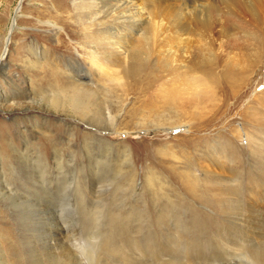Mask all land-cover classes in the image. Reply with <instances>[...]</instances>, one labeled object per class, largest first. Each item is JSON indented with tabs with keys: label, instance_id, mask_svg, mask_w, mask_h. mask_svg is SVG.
Masks as SVG:
<instances>
[{
	"label": "rangeland",
	"instance_id": "374dc122",
	"mask_svg": "<svg viewBox=\"0 0 264 264\" xmlns=\"http://www.w3.org/2000/svg\"><path fill=\"white\" fill-rule=\"evenodd\" d=\"M142 1L127 0L134 39L151 19L163 27L134 68L130 43L112 49L97 32L113 15L102 0H0V264H264V48L226 44L243 29L264 40V0L201 2L219 3L209 68L204 41ZM32 44L47 54L37 66ZM81 68L83 119L47 100L50 87L72 93ZM188 73L208 77L204 97L187 101L178 81L171 94Z\"/></svg>",
	"mask_w": 264,
	"mask_h": 264
},
{
	"label": "bare ground",
	"instance_id": "6f19581e",
	"mask_svg": "<svg viewBox=\"0 0 264 264\" xmlns=\"http://www.w3.org/2000/svg\"><path fill=\"white\" fill-rule=\"evenodd\" d=\"M79 1H81V0H79ZM87 1H89V3H85V5L90 7L89 10H92V8L96 4V2H99L100 0H87ZM143 1L146 2L148 0H143ZM173 1H171V3H168V4L163 3L161 0H157L156 1V3H158V6H157L158 7V12H160L161 14L162 13H164V14L166 13V14H168L170 16L173 15L171 17L172 20H170L171 22H169V25L165 26V27L168 28V29L172 28V30L175 31V33L179 36L180 39H181V35H183V34L184 35L185 34H190V35L194 34V35H196V37L198 36V38H197L198 42L199 41H204V46H203L204 50L203 51L206 54L202 55L203 53H201V57H199L200 60H198V64L202 63V66H204L205 68H209L207 66V64H209V62L211 63V61L214 60L213 57L216 55L215 54L214 41H216L215 36L217 37V32L215 33V31H213V30H215V22L212 21L214 18L213 19H211V18H212V13H214L218 9V7L216 5L219 4V3H217L216 5L214 3H212V4H209V5L205 6V5H203V3H201L203 0H178L181 3L178 4V5H174L175 2L173 4L172 3ZM209 1H212V0H209ZM209 1H207V2H209ZM214 1L215 0H213V2ZM223 1H224L225 4H227L230 0H223ZM102 2H103V6H108V8H106L107 9V15L106 16H108L111 11H112L111 13L113 15H111L112 18H110V20H107L106 22L94 21L95 22L94 25L99 27V29H97V32L100 33L104 37L105 43L110 44V46L113 47L112 49H115V48L118 49V48L121 47V48H124L125 50L129 51L130 47L132 46V48L134 50L130 51V53H128L129 57L127 56V58L129 60V62H131L132 66H134V68H135V65L138 66L137 64H141V62L143 60H147L149 58L150 49H151L150 48V44H151L150 42L152 40H154V37L157 36V33L160 30V28L163 27V24H162L163 22H161V24H160V23H158V20L155 21L154 19H151L149 21V24H150L149 27L146 29L145 33L143 34V38L141 37L142 38L141 40H135L136 38L134 39V36L131 35V34L135 30L137 31L138 28H140V27H138L139 24L136 23L137 18L135 19V17H134V15H135L134 14L135 7H133L134 5L132 6L131 4H129V2H127V0H102ZM232 2L241 4L243 1L242 0H232ZM89 5H91V6H89ZM227 6L230 7V6H232V4H228ZM88 7H87V9H88ZM146 7L148 8L149 6H146ZM146 7H144V8H146ZM169 12H171V13L169 14ZM166 14H165V16H168ZM170 16H168V17H170ZM168 17H166V18H168ZM92 18H93V16H92ZM159 22H160V20H159ZM115 27H117L119 31H116L115 33H113L112 32L113 30H110V29L111 28L115 29ZM223 27H225V26H223ZM224 30L230 31L232 29H231V27L226 26L224 28ZM224 30H222V32H224ZM230 33H232V32H230ZM230 33L227 34L226 44H228L231 49L244 50V52L246 53V55H248V57H253L256 54V50L264 48V40H263V38L260 37L259 35H256V34L250 32V31L246 30V29H243V30H240V31H236V32H234V34H231V35H230ZM93 36H95V35L93 34ZM131 40H132V42H131ZM242 42H244V43L242 44ZM129 43L131 44V46L129 45ZM152 43H154V42L152 41ZM220 45L225 47V48H227V46H225L224 43H221ZM91 47L93 48V52L94 53H99L96 45H91ZM30 48H31V51H32L31 53H33L34 57L36 59L38 58L37 61L36 60L33 61L34 66L40 65L41 64V60H46L47 54H46V57L45 56L41 57L39 49L36 48L34 44H32L30 46ZM100 48H103V47L100 46ZM108 48H109V46H108ZM168 50H169L168 53H167L168 56H170L171 58L174 59V57H176V54L173 53L170 49H168ZM120 51H122V50H120ZM196 52H197V50H196ZM112 53H113V51L111 49H109V55L112 54ZM117 53H118V51H117ZM198 55H200V54H197V56ZM224 55H226V54H224ZM224 55H221V56H224ZM197 56H195V58ZM221 56H220V58H221ZM185 57H187V56H185ZM176 58L174 59V61L176 60ZM114 59H112V60H114ZM117 59H118V57H117ZM173 59H171V61ZM93 60H94V57H93ZM93 60L91 62H93ZM25 61H27V60H25ZM29 61L31 63V60H29ZM129 64H128V67H129ZM99 66L102 67V64H100ZM109 66H112V65H109ZM204 67H202V68H204ZM108 69H110V68H108ZM126 69H127V67H126ZM193 69H194V72H192V73L195 74L197 69H195V68H193ZM68 71H69V69H68ZM77 71H78V69H77ZM124 71H125V69H124ZM130 71H131V69H130ZM213 71H214V69H213ZM115 72H116V74H115ZM115 72H114V74L117 75V74L121 73L122 71H120L119 73H117V71H115ZM67 73H70V75H71L72 72L69 71ZM82 73H84V74L86 73V70L84 68H81L76 73V74H78V76H77V84H74L75 86H73V89L71 90V91H73L72 93L67 92V91H65V92H67L66 94H60L61 92L57 93L55 91L56 90V86L54 85L55 86V88H54L55 90L50 87V89H49L50 94L48 95L49 97L47 96V100H48V98L50 99L51 105H54L56 107H59V106L62 105V106L65 107V105L68 104L69 106L67 105L68 107L67 108L65 107L66 109L64 111H68V109L69 110L71 109L73 112H75L77 114L76 116L81 118V119L86 118V117H88V118L92 117V115H90V112L82 111V106L87 103V99H85V98H86L87 92H88V90L85 89L86 85L81 80L82 76L84 75L83 74L81 76ZM132 73H134V72H132ZM202 74L205 75L204 73H202ZM206 74H208V73H206ZM209 75H207V76H209ZM211 75H213V74H211ZM75 76H73V77H75ZM109 77H110V75H109ZM200 77H198L196 75H193V74H190V73L184 74V75L183 74L182 75L175 74L170 79L171 82H172L171 86L169 87V89L171 91V94H173L174 96L178 95V92H177L178 89H176V83L178 81L179 82L178 85H180L182 87V89H181L182 92H184V94H187V95L190 96L189 98H186V99H188L187 101H189L191 98H200L199 95L201 93H202V96L204 97V95H206V93H207V91H206L207 87H206V89H204V86H205L204 83L206 84L209 81L208 82H205L206 80L203 81L206 78V76H204L203 80H202V78L200 79ZM117 79L121 80L122 77H120L118 75ZM120 80H118V81H120ZM215 80H216V78H215ZM110 82H111V79H110ZM75 83H76V81H75ZM178 85H177V87H178ZM181 87H179V89ZM169 92H167V93H169ZM38 95L35 94L34 96H36V98H37ZM207 95H209V94H207ZM171 98L173 100V97H171V95H170V99L169 100H171ZM182 99H180V100H182ZM89 103H91L90 100H88V104ZM117 116H118V114H115V115L110 114V116H109L110 127H108L107 129L114 130L116 128V126H117V118H118ZM127 117H129V115ZM86 141H88V140H86ZM100 141H102V140L100 139ZM87 149H88L87 153L91 156V154H92L91 153V149H89V148H87ZM124 156L128 157V158H126V160H129V155H124ZM48 188H49V190L46 193H51L50 186ZM63 229H64L63 227L61 228V227L58 226L57 228H55V229L53 228L51 230L52 232L55 233V235H56L55 238L56 239L58 238V235H60L63 232Z\"/></svg>",
	"mask_w": 264,
	"mask_h": 264
},
{
	"label": "water",
	"instance_id": "95a60500",
	"mask_svg": "<svg viewBox=\"0 0 264 264\" xmlns=\"http://www.w3.org/2000/svg\"><path fill=\"white\" fill-rule=\"evenodd\" d=\"M20 2H21V0H20ZM20 2H19V4H18V8L20 7Z\"/></svg>",
	"mask_w": 264,
	"mask_h": 264
}]
</instances>
